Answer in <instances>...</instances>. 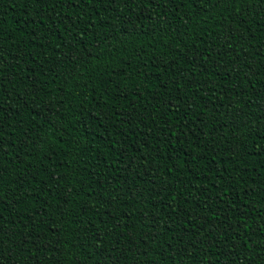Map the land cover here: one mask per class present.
Wrapping results in <instances>:
<instances>
[{"label": "trees", "instance_id": "obj_1", "mask_svg": "<svg viewBox=\"0 0 264 264\" xmlns=\"http://www.w3.org/2000/svg\"><path fill=\"white\" fill-rule=\"evenodd\" d=\"M262 8L0 0V264H264Z\"/></svg>", "mask_w": 264, "mask_h": 264}, {"label": "snow or ice", "instance_id": "obj_2", "mask_svg": "<svg viewBox=\"0 0 264 264\" xmlns=\"http://www.w3.org/2000/svg\"><path fill=\"white\" fill-rule=\"evenodd\" d=\"M27 2V0H26ZM31 3H36V4H42V3H46L47 0H30ZM61 3H65L68 4L69 6H74L76 3V0H60ZM93 3L96 2H102V0H92ZM115 0H109V3H114ZM206 2H214V3H231L234 5H238L241 3H246L247 0H206ZM188 3L190 4H195V0H188ZM253 3H260V4H264V0H253ZM262 12H264V8L261 9ZM33 23H36V20L33 19L32 21ZM6 59V57L4 58ZM206 70V69H205ZM3 69H0V75L3 74ZM3 115V110L0 109V116ZM264 138V137H262ZM2 139H0V147H2ZM4 181V174L0 173V203L3 202V194L5 192V188L6 186L3 183ZM22 187V186H21ZM12 198L15 199L16 198V193H12ZM3 223H7L6 221H3V215L2 212H0V246H2L6 240L10 239L9 236H7V234L4 231V227H3ZM12 235H15V233H12ZM0 259H3V249L2 247H0Z\"/></svg>", "mask_w": 264, "mask_h": 264}]
</instances>
